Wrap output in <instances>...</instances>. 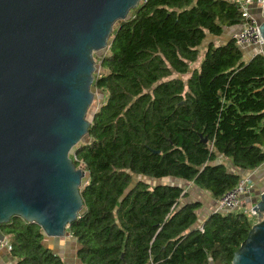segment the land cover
<instances>
[{
    "label": "trees",
    "instance_id": "16d2710c",
    "mask_svg": "<svg viewBox=\"0 0 264 264\" xmlns=\"http://www.w3.org/2000/svg\"><path fill=\"white\" fill-rule=\"evenodd\" d=\"M242 23L237 0H141L93 55L102 99L69 155L86 174L65 231L76 264H231L255 220L200 218L201 204L166 180L218 200L238 171L264 164V56L244 59L232 37L207 44ZM0 232L14 264H64L35 224L13 217Z\"/></svg>",
    "mask_w": 264,
    "mask_h": 264
},
{
    "label": "water",
    "instance_id": "95a60500",
    "mask_svg": "<svg viewBox=\"0 0 264 264\" xmlns=\"http://www.w3.org/2000/svg\"><path fill=\"white\" fill-rule=\"evenodd\" d=\"M140 2L0 0V225L20 218L57 240L77 219L86 174L69 155L89 127L93 55ZM257 30L264 42V1ZM252 206L231 264H264V189Z\"/></svg>",
    "mask_w": 264,
    "mask_h": 264
},
{
    "label": "built area",
    "instance_id": "2783aa9c",
    "mask_svg": "<svg viewBox=\"0 0 264 264\" xmlns=\"http://www.w3.org/2000/svg\"><path fill=\"white\" fill-rule=\"evenodd\" d=\"M264 0H237L238 9L241 12L243 23L240 30L233 34L232 39L239 48L252 47L256 54L264 56V42L258 34V20ZM253 182L250 177H241L235 188L224 194L223 197L216 200L212 212H243L256 219V214L252 205L245 208L241 205L243 196L250 195L253 192ZM4 249L10 250L6 241L2 244Z\"/></svg>",
    "mask_w": 264,
    "mask_h": 264
},
{
    "label": "crops",
    "instance_id": "0c3cea01",
    "mask_svg": "<svg viewBox=\"0 0 264 264\" xmlns=\"http://www.w3.org/2000/svg\"><path fill=\"white\" fill-rule=\"evenodd\" d=\"M238 31H239V28H224L221 36H219L218 38L209 37L207 44L212 43L214 45H217L231 38L233 34L237 33ZM241 50L243 53V57L246 60L252 57L256 52L255 49L252 47H244V48H241ZM203 52H201L202 55H203ZM219 160L225 163V160L223 159H219ZM226 165H228L227 168L229 171H235L232 168V166H230V164L226 163ZM238 174L241 177H250L254 184L253 190H252L253 192H251L250 195L243 196L241 199V205L247 208L251 206L252 203L254 202V197H255L254 192L261 191V189L264 186V164H262L259 168H257L254 171H251V172L238 171ZM179 184L183 186L184 192L186 193V198H184L182 201L199 202L201 204L202 207L198 211V216L200 218H204L206 217V215L212 212V210L214 209L216 200H214L211 197L210 193L196 188L191 183H179ZM4 254L6 253H4L3 251L2 253H0V256H3L2 258H0V264H14L9 259V257Z\"/></svg>",
    "mask_w": 264,
    "mask_h": 264
},
{
    "label": "rangeland",
    "instance_id": "374dc122",
    "mask_svg": "<svg viewBox=\"0 0 264 264\" xmlns=\"http://www.w3.org/2000/svg\"><path fill=\"white\" fill-rule=\"evenodd\" d=\"M203 50H204V47L201 46L199 49L200 53L198 55L196 62L191 65L193 68H197L199 66V63L201 62V59H202L201 52H203ZM94 64H95V72H97L98 66L95 63V60H94ZM182 79L185 80L186 78H182ZM92 92H93L94 97H93L91 105L88 108V113H87L88 119L90 117V114L98 108L99 103L102 99V96L100 95V93H98L95 90H92ZM80 169L83 170V168H81V167H80ZM179 183H180V181H179ZM263 189H264V186L261 189V191ZM261 191H255L254 192V195H255L254 200L258 197V195L260 194ZM44 241L47 242L46 244H48L54 252H57L61 255V257L64 261V264H76V261H75V247H76L75 241L70 236H68L66 233H65L64 237L59 238L57 240L47 238L44 236ZM2 251L4 253H6L4 255L8 256L6 249H4L3 247H1L0 253H2ZM2 257L3 256H0V258H2Z\"/></svg>",
    "mask_w": 264,
    "mask_h": 264
}]
</instances>
